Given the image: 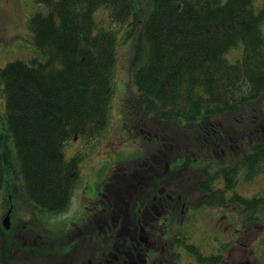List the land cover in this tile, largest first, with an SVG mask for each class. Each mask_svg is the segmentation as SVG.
Returning <instances> with one entry per match:
<instances>
[{
	"label": "trees",
	"instance_id": "trees-1",
	"mask_svg": "<svg viewBox=\"0 0 264 264\" xmlns=\"http://www.w3.org/2000/svg\"><path fill=\"white\" fill-rule=\"evenodd\" d=\"M35 2L48 7L28 22L32 44L44 59L0 67L6 105L0 212L9 205L20 208L22 195L48 213L69 207L82 157L66 159L63 148L74 137L91 144L107 133L117 46L131 37L134 90L128 107L141 118L153 117L160 131L226 128L228 117L256 113V136L247 141L252 145L206 170L203 179L194 177L192 194L201 207L231 206L246 223L257 220L264 245V190L252 196L239 190L240 183L264 173V136L258 133L264 129V1L257 11L253 0ZM102 7L118 29L98 23L95 13ZM239 44L241 57L230 62L224 55ZM192 251L198 264L221 258L199 253L195 243Z\"/></svg>",
	"mask_w": 264,
	"mask_h": 264
},
{
	"label": "flooded vegetation",
	"instance_id": "flooded-vegetation-1",
	"mask_svg": "<svg viewBox=\"0 0 264 264\" xmlns=\"http://www.w3.org/2000/svg\"><path fill=\"white\" fill-rule=\"evenodd\" d=\"M134 125L138 132L131 129L133 134L154 135L163 141L141 121ZM255 129L238 137L223 127L205 128L197 135L194 150L189 146L192 160L202 157V165L184 167L174 178L171 165L180 150L175 155L158 150L128 167L114 169L99 193L87 189V197L79 199L72 214L67 209L48 213L37 208L44 212V224L39 223L37 210L30 213L9 205L0 212V264H193L190 226L192 212L201 207L192 194L193 179H203L206 170L217 169L225 158L248 146L247 141L256 136ZM258 133L264 136V129ZM167 143L172 152L173 144ZM160 178L164 182L159 183ZM208 207H223L224 215L229 213L226 210L235 213L231 206ZM10 208L6 227L3 219ZM55 220L62 227L55 229ZM256 221L246 223L244 230L257 225ZM259 229L258 225L260 234ZM239 238L205 255L221 256L214 264H234L228 253L239 244Z\"/></svg>",
	"mask_w": 264,
	"mask_h": 264
},
{
	"label": "rangeland",
	"instance_id": "rangeland-1",
	"mask_svg": "<svg viewBox=\"0 0 264 264\" xmlns=\"http://www.w3.org/2000/svg\"><path fill=\"white\" fill-rule=\"evenodd\" d=\"M263 1L253 0L252 4L256 11L261 8ZM37 12L45 14L48 12V7L35 2V0H0V67H5L8 62L17 59L26 62H31L35 58L44 59L32 44V32L28 26L29 19ZM109 13L108 8L102 7L95 13V18L100 25L102 24L106 28L118 29L110 23ZM261 28L264 34V22L261 23ZM117 39L118 43L124 39L123 32L117 34ZM132 41L133 38L130 37L125 43L117 46L114 76L115 94L111 99L112 117L106 131L107 137H103L88 149L83 148L84 142L80 138L69 141L63 148L66 159L71 158L75 153H81L83 156L74 193L67 209L71 211L70 214L78 207L79 199L82 201L87 197V189L93 190L95 193L100 192L114 169L128 167L143 158L149 157L158 150L164 151L165 155H175L176 150L181 148L171 165L175 168V171H172L174 178L182 168H190L193 164L202 165L203 163L202 157H196L192 160L194 153L189 150V146L194 150L197 135L201 133L202 128L197 130L190 126L188 133L180 132L181 129L176 131L165 129L166 133L158 131V133H161L158 136L163 141L157 140L154 135L147 138L133 134V132H138V127L134 125L135 121L143 120L150 127L156 125V122L150 116L141 118L134 115L131 110L122 111V106L124 104L128 106L129 104L127 99L130 91L134 90L128 69ZM241 54L242 45L239 44L229 49L224 56L230 62H235L241 57ZM2 87L3 85H0L1 127H3V115L6 113L5 98L1 93ZM227 120L226 124L228 126L223 128L226 129L227 133L232 132L238 137H246L249 130H252L258 124V117L255 112L242 113L238 117H228ZM164 137L171 140L170 144L174 146L172 152H170L172 146L165 141ZM92 143H95V141ZM250 146L251 144L249 146L244 145L243 149L247 150ZM158 182H164V178H160ZM239 190L247 196L263 191L264 173L250 182L240 183ZM23 199L26 201L22 202ZM19 202L20 210H26L30 213L37 210V217L40 218L39 223L44 224V212L39 211L28 202L25 195H22ZM226 211L229 213L224 215L223 207L205 206L197 208L196 212H192L194 215L190 226L191 240L200 246L202 252L208 253L214 249H220L219 245L226 244L230 239H236L237 241L240 236L239 244L228 253L229 257L234 260V264H264V245L260 242L258 226L252 225L244 230L246 220H243L237 213L230 210ZM61 218L60 215L58 219ZM218 224L220 225L218 226ZM52 226L55 229L62 227L58 220H55ZM193 264H196L195 261ZM225 264L230 263L226 262Z\"/></svg>",
	"mask_w": 264,
	"mask_h": 264
},
{
	"label": "water",
	"instance_id": "water-1",
	"mask_svg": "<svg viewBox=\"0 0 264 264\" xmlns=\"http://www.w3.org/2000/svg\"><path fill=\"white\" fill-rule=\"evenodd\" d=\"M4 225L7 227L9 224V214L6 215V217L3 220Z\"/></svg>",
	"mask_w": 264,
	"mask_h": 264
}]
</instances>
